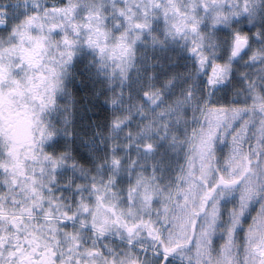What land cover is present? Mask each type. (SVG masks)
<instances>
[{
  "label": "snow or ice",
  "instance_id": "obj_1",
  "mask_svg": "<svg viewBox=\"0 0 264 264\" xmlns=\"http://www.w3.org/2000/svg\"><path fill=\"white\" fill-rule=\"evenodd\" d=\"M0 264H264V0H0Z\"/></svg>",
  "mask_w": 264,
  "mask_h": 264
}]
</instances>
